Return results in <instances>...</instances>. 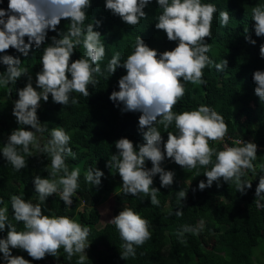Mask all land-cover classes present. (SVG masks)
I'll return each mask as SVG.
<instances>
[{
    "label": "clouds",
    "instance_id": "clouds-1",
    "mask_svg": "<svg viewBox=\"0 0 264 264\" xmlns=\"http://www.w3.org/2000/svg\"><path fill=\"white\" fill-rule=\"evenodd\" d=\"M162 10L154 27L163 31L167 40L176 42L172 50L158 52L150 48L141 36H136L133 51L121 62L120 52L112 55L106 71L112 76L118 68L126 70L118 80L119 91L113 90L109 99L117 105H123L124 112H140L138 120L143 143L134 145L128 138L114 142L116 154H112L105 167L115 169L122 180L121 190L125 196L150 198V204L159 207L160 189L153 187V178L158 176L161 188H170L175 173L165 170L161 165L165 159L173 161L182 169H196L198 166L211 165L199 181L198 190L211 188L213 183L219 188L220 181L234 183L236 191L246 195L252 188V182L245 179L249 171L264 173V163L260 171L253 161L257 159L258 145L252 141L228 137V125L223 115L214 108L201 104L195 110L174 112L173 108L186 92L185 84L205 85L203 70L214 66L218 72H224L228 61L222 59L216 63L207 53L211 45L212 22L218 9L215 4L202 0H155ZM152 0H105V10L118 16L129 27L138 25L147 18L144 11ZM92 0H8L7 9L0 8V65L6 70L0 72V86L8 88L22 77L28 80L22 89H17L18 99L12 101V116L17 128L11 130L0 153L17 172L28 166L25 156L32 157L33 152L47 155L50 159V171L46 178L33 177L34 192L39 202L33 203L19 195H11L12 218L22 223L23 230L9 222L8 207H0V232H7L0 238V254L5 264H30V260L13 255L12 249H20L32 260H43L47 256L59 258L63 248L69 260L79 255L77 264H83L86 249L90 247L87 238L91 228L76 222L65 215L45 214V202L50 196L59 194L66 209L73 205V196L79 188L80 168L69 169L67 157L76 158L69 147L71 136L60 126L48 129L47 123H41L37 115L41 102H52L67 107L71 102L79 101L72 97L78 93L89 97V87H95L98 75H103L100 63L106 49L102 36L94 27L100 21L85 24L87 10ZM221 27L232 19L229 11H219ZM61 20H67V30L51 37V43L43 47L40 56L41 70L35 75V87L27 68H22L18 56L8 54L14 49L28 57L34 46L41 49L45 45L48 32H57ZM252 28L256 37H264V6L252 8ZM27 38V42L25 40ZM246 42L255 45L245 31ZM84 54L75 61L71 60L75 49L81 46ZM259 54L264 59V44L259 46ZM70 76V78H69ZM256 85L254 94L264 103V71L253 73ZM39 89V91L37 90ZM11 95V89H8ZM175 124L176 132H167V141L156 127L163 125L168 129ZM31 129V130H26ZM34 130V131H33ZM48 136L45 137L44 133ZM209 141L217 142V148ZM215 157L213 161L212 157ZM150 161L152 167H146ZM197 177L199 173L197 172ZM104 172L99 168H88L84 180L98 188ZM177 199L184 201L187 192L180 190ZM257 209H264V175H259L255 188L254 201ZM3 204V200H0ZM175 215L182 216L177 210ZM108 223L114 225L122 241L120 258H135L136 249L152 238L149 221L132 208H124ZM203 221L198 226L182 225L177 232L178 239L185 233L199 234Z\"/></svg>",
    "mask_w": 264,
    "mask_h": 264
},
{
    "label": "trees",
    "instance_id": "trees-1",
    "mask_svg": "<svg viewBox=\"0 0 264 264\" xmlns=\"http://www.w3.org/2000/svg\"><path fill=\"white\" fill-rule=\"evenodd\" d=\"M203 3H212L217 6L212 22V36L207 39L211 45L207 53L210 59L218 63L222 59L228 61V67L224 72H218L214 66L206 67L203 72L205 85L186 83L185 95L174 106V112L195 110L201 104L214 108L223 115L228 125V137L252 141L258 145L257 159L253 164L257 166L264 163V103H261L254 94L256 85L253 82V73L256 70L264 71V59L260 57L259 46L264 44V37H256L252 28V8L256 5L264 6V0H202ZM8 0H0V8L7 9ZM147 18L141 19L134 27L127 26L118 16L105 10V0H92L91 8L87 10L88 19L85 24L100 21L99 27H94L102 36V42L106 49L104 59L99 62L103 75H98L99 83L95 87H89L90 96L83 97L78 93H72L79 102L67 107L52 102L51 96L47 103L41 102L38 110L40 122L47 123L46 128L62 127L70 136L69 147L76 154V158H66V163L72 167L80 168L79 188L73 196V205L66 209L59 198V194L50 196L45 202V214L65 215L76 222L89 226L90 234L87 238L90 247L86 249L87 257L83 264H263L264 260V209H257L254 201L255 188L258 185L259 173L249 171L245 177L252 182V188L246 195L236 191L234 183L226 184L222 180L218 188L214 182L211 188L198 190L201 180L206 182L203 176L211 165L198 166L196 169H182L173 161L165 159L161 165L165 170L176 173L174 183L170 188H161L159 177L153 178V187L159 188V207L150 204V198L125 196L121 190L122 180L115 169L105 167L112 154H116L114 142L120 138H128L134 145L143 143L140 134L138 120L140 112H124L123 105H117L109 99L113 90L119 91L118 80L126 75V70L118 68L112 76L106 71L108 61L116 52L121 54V62L133 51L136 36H141L145 43L158 52L172 50L176 42L167 40L163 31H157L154 24L162 10L155 0L145 8ZM219 11H229L232 19L228 25L221 27ZM69 21L61 20L57 32H48L45 45L41 49L34 46L28 57L22 56L14 49L8 54L18 56L21 67L29 70L35 87V75L41 70L40 56L44 46L51 43V37L67 30ZM256 44L252 45L245 40V31ZM27 42V38H25ZM84 54V49L78 46L75 49L72 61L79 59ZM6 68L0 65V72ZM70 78V76H69ZM28 77L22 76L16 84H10L8 88L0 86V150L6 142L11 130L18 127L12 116V101L18 99L17 89H22L27 83ZM11 89V95L8 89ZM39 91V89H37ZM235 107L236 110H233ZM241 117L244 126L238 124ZM156 127L167 141V132H176L175 124L165 129L163 125ZM31 130V129H26ZM34 131V130H33ZM47 137L48 133L45 132ZM213 148L219 149L217 142L209 141ZM37 152H33V155ZM39 154V163L35 164L32 157L25 156L28 166L17 172L0 153V207H8L9 222L17 230H23L22 223L12 218L10 204L11 195H19L31 202H39L34 192L33 177L40 175L46 178L50 171V159L47 155ZM215 161V157H212ZM99 168L104 172L101 185L96 188L84 180L88 168ZM146 167H152L150 161H146ZM197 172L199 177H197ZM189 182L186 189L187 198L184 201L177 199V193L182 190L183 182ZM112 196L116 207L113 217L124 208H132L142 218L149 221L152 238L142 247L136 249L135 258L126 261L120 258V245L122 241L114 225L108 223L102 228L95 225L99 219L96 208L89 206L91 201L100 199L104 201ZM220 201L213 204V199ZM237 203L240 206H237ZM177 210L183 212L182 216L175 215ZM203 221L205 232L214 245L205 248L201 238L197 234L185 233L178 239L177 232L182 225L193 227ZM7 232H0V238L6 237ZM19 251L18 256L30 260V264H77L79 255H74L71 260L63 248L59 250L57 259L47 256L43 260H32L26 252L20 249H12L13 255ZM2 257V254H0ZM56 260H58L56 262ZM256 262V263H255ZM0 264L5 262L0 259Z\"/></svg>",
    "mask_w": 264,
    "mask_h": 264
},
{
    "label": "rangeland",
    "instance_id": "rangeland-1",
    "mask_svg": "<svg viewBox=\"0 0 264 264\" xmlns=\"http://www.w3.org/2000/svg\"><path fill=\"white\" fill-rule=\"evenodd\" d=\"M233 110H236L235 107ZM238 124H240L241 126H244L243 120H241V117H239V119H238ZM33 158L36 162L35 164L37 165V163H39V154L35 153L33 155ZM75 167H78V166H75ZM175 176H176V173H175ZM121 185H122V183H121ZM188 185H189V182H187V181L183 182L181 185L182 190L186 191ZM219 201H220V199L214 198L212 202L215 205ZM36 203H38V202H36ZM89 206H93L94 208H96V211L99 215V219L97 221V224L95 225L96 228H102L105 224H108V221H110L113 218V210L116 207L112 196L107 197L104 201H102L100 199H95V201L93 200L90 202ZM237 206H240V204L237 203ZM197 235L201 238L202 245L205 248H210L211 246L214 245V242L213 241L211 242V240L209 239L210 237L205 232L204 227H202L201 231ZM57 261L58 260H56V262ZM261 261L264 264L263 258H261Z\"/></svg>",
    "mask_w": 264,
    "mask_h": 264
}]
</instances>
